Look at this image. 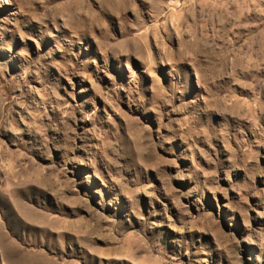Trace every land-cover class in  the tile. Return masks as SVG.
I'll use <instances>...</instances> for the list:
<instances>
[{
	"label": "rangeland",
	"instance_id": "1",
	"mask_svg": "<svg viewBox=\"0 0 264 264\" xmlns=\"http://www.w3.org/2000/svg\"><path fill=\"white\" fill-rule=\"evenodd\" d=\"M7 244L264 264V0H0Z\"/></svg>",
	"mask_w": 264,
	"mask_h": 264
},
{
	"label": "bare ground",
	"instance_id": "2",
	"mask_svg": "<svg viewBox=\"0 0 264 264\" xmlns=\"http://www.w3.org/2000/svg\"><path fill=\"white\" fill-rule=\"evenodd\" d=\"M21 213L23 214V218L26 221L31 222V218H32V214L31 212H26L25 210L20 209ZM41 217L44 218L45 215H43L42 213ZM30 225V224H29ZM42 230H44V227L42 228ZM5 250H3L4 254L6 253L7 257L5 258H20L19 254L15 252L14 247L12 246V244H7L5 245ZM18 264H56L55 262L53 263L51 260H49L48 258L44 257V256H40V255H36V254H25L23 255L20 259Z\"/></svg>",
	"mask_w": 264,
	"mask_h": 264
}]
</instances>
